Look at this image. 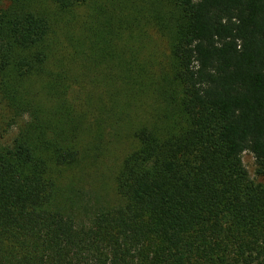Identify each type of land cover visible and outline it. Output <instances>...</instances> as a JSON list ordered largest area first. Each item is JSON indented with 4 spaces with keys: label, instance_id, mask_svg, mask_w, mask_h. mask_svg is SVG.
I'll list each match as a JSON object with an SVG mask.
<instances>
[{
    "label": "trees",
    "instance_id": "16d2710c",
    "mask_svg": "<svg viewBox=\"0 0 264 264\" xmlns=\"http://www.w3.org/2000/svg\"><path fill=\"white\" fill-rule=\"evenodd\" d=\"M86 2L0 0L17 125L0 142V264H264V0H131L145 10L113 24L78 16ZM121 138L119 200L74 210L62 170Z\"/></svg>",
    "mask_w": 264,
    "mask_h": 264
},
{
    "label": "rangeland",
    "instance_id": "374dc122",
    "mask_svg": "<svg viewBox=\"0 0 264 264\" xmlns=\"http://www.w3.org/2000/svg\"><path fill=\"white\" fill-rule=\"evenodd\" d=\"M93 5L102 8L99 15L103 12L104 17L110 14L114 17L118 15V18L112 20V24L121 20L129 23L133 15H139L145 10L142 5L132 7L131 0H87L85 5L76 10L77 15L86 17ZM73 15L74 12H71L66 14L65 18L72 22ZM147 30V33H151L149 28ZM8 115V111L0 104V142L2 143L11 141L17 132V125L12 124L7 127ZM105 147L107 148L105 154L94 160L95 163L90 167H85L83 164L65 167L59 178L60 184L70 191L68 200H72L75 204L74 210L81 211L83 215L98 207L117 203L119 198L115 189V175L123 157L135 148V142L130 138H121L105 144ZM241 161L249 177L255 181L260 180L255 174L256 165L253 155L245 151L241 154Z\"/></svg>",
    "mask_w": 264,
    "mask_h": 264
}]
</instances>
